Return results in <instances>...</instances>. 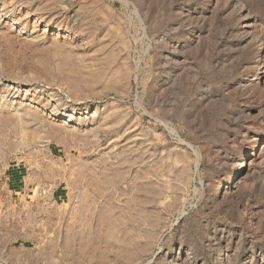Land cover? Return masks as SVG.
Segmentation results:
<instances>
[{"label":"rangeland","instance_id":"1","mask_svg":"<svg viewBox=\"0 0 264 264\" xmlns=\"http://www.w3.org/2000/svg\"><path fill=\"white\" fill-rule=\"evenodd\" d=\"M263 146L264 0H0V264H264Z\"/></svg>","mask_w":264,"mask_h":264},{"label":"crops","instance_id":"2","mask_svg":"<svg viewBox=\"0 0 264 264\" xmlns=\"http://www.w3.org/2000/svg\"><path fill=\"white\" fill-rule=\"evenodd\" d=\"M15 177H16V179L19 180L20 177H21V171H19V170L13 171V178H15ZM55 195H56L58 198H61V197L63 196V191L57 189V190L55 191Z\"/></svg>","mask_w":264,"mask_h":264},{"label":"bare ground","instance_id":"3","mask_svg":"<svg viewBox=\"0 0 264 264\" xmlns=\"http://www.w3.org/2000/svg\"><path fill=\"white\" fill-rule=\"evenodd\" d=\"M260 73V72H259ZM260 78V77H259ZM264 147V146H263ZM254 150V149H253ZM258 153V152H257ZM254 155V154H253ZM257 156V155H256ZM260 157V156H259ZM251 158V157H250ZM254 160V159H253ZM249 163V162H248Z\"/></svg>","mask_w":264,"mask_h":264}]
</instances>
